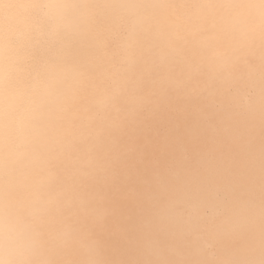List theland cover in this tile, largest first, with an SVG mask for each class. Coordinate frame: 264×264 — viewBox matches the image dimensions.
<instances>
[{"label": "snow or ice", "instance_id": "obj_1", "mask_svg": "<svg viewBox=\"0 0 264 264\" xmlns=\"http://www.w3.org/2000/svg\"><path fill=\"white\" fill-rule=\"evenodd\" d=\"M0 264H264V0H0Z\"/></svg>", "mask_w": 264, "mask_h": 264}, {"label": "bare ground", "instance_id": "obj_2", "mask_svg": "<svg viewBox=\"0 0 264 264\" xmlns=\"http://www.w3.org/2000/svg\"><path fill=\"white\" fill-rule=\"evenodd\" d=\"M102 2H117V0H102ZM260 50V49H259ZM260 52L258 54L254 53L253 50L249 48H244L241 50V56L252 55L255 57L256 65H259ZM253 80L255 83H253ZM185 95L190 94V90L184 93ZM204 95L211 94L217 98H224L225 100L233 95L238 97L239 99H243L248 95H252L253 97L258 96L259 94V74L255 75V77H248L246 75L233 76L227 81L224 80H215L213 81L206 90L202 93ZM182 106L185 112H191L193 105L187 101H182ZM172 150V145L163 144L160 151V158L165 159L167 157V153ZM177 156L180 160L190 162L195 159V153L191 146L183 147L177 153ZM15 228L20 233H25L28 231L29 225L23 215L15 222Z\"/></svg>", "mask_w": 264, "mask_h": 264}, {"label": "flooded vegetation", "instance_id": "obj_3", "mask_svg": "<svg viewBox=\"0 0 264 264\" xmlns=\"http://www.w3.org/2000/svg\"><path fill=\"white\" fill-rule=\"evenodd\" d=\"M251 50H253L254 53H256V54H258V52H260L258 44L256 46L252 47ZM57 70L59 71L60 69H57Z\"/></svg>", "mask_w": 264, "mask_h": 264}]
</instances>
